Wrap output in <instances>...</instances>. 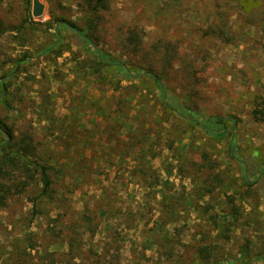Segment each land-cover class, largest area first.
Instances as JSON below:
<instances>
[{
  "label": "rangeland",
  "instance_id": "374dc122",
  "mask_svg": "<svg viewBox=\"0 0 264 264\" xmlns=\"http://www.w3.org/2000/svg\"><path fill=\"white\" fill-rule=\"evenodd\" d=\"M40 1L44 12L34 18L32 0H0V74L24 58L0 118L44 144L59 194L31 222L29 195L0 209V264H11L9 246L28 227L40 233L56 215L84 221L85 263L108 248L114 256L118 249L120 264H264V184L242 181L264 164V120L252 116L264 103V0ZM57 18L88 27L132 70L162 76L181 111L239 117L234 135L246 168L163 108L151 80L98 69L77 34L51 26Z\"/></svg>",
  "mask_w": 264,
  "mask_h": 264
},
{
  "label": "trees",
  "instance_id": "16d2710c",
  "mask_svg": "<svg viewBox=\"0 0 264 264\" xmlns=\"http://www.w3.org/2000/svg\"><path fill=\"white\" fill-rule=\"evenodd\" d=\"M32 23L33 21L29 20L28 26L24 28H31ZM47 23L51 22L48 20ZM51 26L56 32H59V29L64 27L77 34L91 48L98 69L113 68L122 71L129 79L137 77L151 80L160 93V102L163 108L170 110L177 118L186 120L193 127H197L215 142L223 143L225 145L224 152L226 157L238 162L244 169L246 168L244 159L239 155L234 135L240 121L239 117L231 114L201 115L192 105L182 108L183 111H181L179 107L182 106L171 102L162 76L145 68H141L138 71L132 70L110 53L99 48L88 34V27L78 26L64 18L55 19ZM2 27L3 22L0 20V31L4 33ZM55 35L58 36L59 33H55ZM12 61V65L7 69L1 68L3 72L0 74V108L3 105H6L7 108L11 107L9 104V80L15 79V75L19 71L24 58L12 59ZM39 106L43 108L42 104ZM43 111L46 113L51 112L47 108H44ZM252 116L255 120H264V103L255 104ZM54 119L53 115L45 118V121L49 125L47 126L48 131L53 127ZM0 133L2 134L0 137V209L8 207L19 196L29 195L32 201V214L29 220L31 222L42 210L43 201L57 198L59 194L58 189L54 185L57 182H54L53 174L50 172L51 166L46 163L51 154L46 151L47 149H44V144L39 141L37 136H34L33 132L22 131L17 133L1 118ZM58 138L60 140L61 136ZM79 143L73 142L70 145H77ZM245 173L242 177L245 186L251 187L259 182H263L264 184V164L254 179H250L247 176V172ZM223 181V178H221L220 183L225 185V181ZM99 211L104 215L108 212L107 208H100ZM228 214L231 213L228 212ZM236 216L233 217L235 220H237ZM87 218L91 219L89 216ZM50 219L51 224L42 232H34L29 230L28 227L24 232L26 234L23 239H16V243L12 242L10 244L7 251L9 255L7 259H9L11 264H69V259L72 261L77 256L80 257L81 262L72 261L73 263L71 264H120L118 249H116L114 256L108 254V248H103L100 254L95 252L96 254L89 256V263L82 262L84 253L79 249V246L84 239L85 225L82 223L84 221H73V224H66L62 222V218L58 215ZM58 225L61 227L58 228ZM88 231H90L89 228ZM93 232L94 230L91 231L92 235ZM43 237L53 243L45 245L43 240L41 242L37 241V239H42ZM36 242H38V246H36ZM35 249L36 252L33 253L32 250L35 251Z\"/></svg>",
  "mask_w": 264,
  "mask_h": 264
},
{
  "label": "water",
  "instance_id": "95a60500",
  "mask_svg": "<svg viewBox=\"0 0 264 264\" xmlns=\"http://www.w3.org/2000/svg\"><path fill=\"white\" fill-rule=\"evenodd\" d=\"M44 4L40 0H32V9H31V15L34 18H38L42 16L44 12Z\"/></svg>",
  "mask_w": 264,
  "mask_h": 264
}]
</instances>
